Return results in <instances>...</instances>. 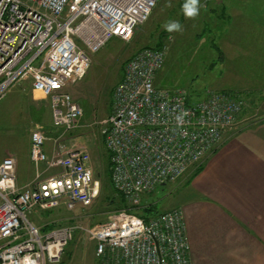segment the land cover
I'll use <instances>...</instances> for the list:
<instances>
[{
	"label": "built area",
	"instance_id": "obj_1",
	"mask_svg": "<svg viewBox=\"0 0 264 264\" xmlns=\"http://www.w3.org/2000/svg\"><path fill=\"white\" fill-rule=\"evenodd\" d=\"M159 1L0 0V100L30 81L32 91L50 101L53 127L62 136L70 133L84 115L70 85L85 77L92 56L110 41L129 40ZM167 56L164 45L130 58L105 121L111 182L132 208L197 168L234 130L247 106L231 92L208 90L191 101L185 90L157 87ZM46 143L44 131L32 133L30 160L58 168V175L20 187L16 158L0 163V264L57 263L78 230L94 242L98 264H191L181 209L148 220L121 210L86 228L36 226L29 219L35 209L88 208L101 187L86 150L68 151L58 139L49 155Z\"/></svg>",
	"mask_w": 264,
	"mask_h": 264
},
{
	"label": "rangeland",
	"instance_id": "obj_2",
	"mask_svg": "<svg viewBox=\"0 0 264 264\" xmlns=\"http://www.w3.org/2000/svg\"><path fill=\"white\" fill-rule=\"evenodd\" d=\"M262 2L264 0H261L260 5ZM184 3L185 0H160L150 19L138 26L129 40L113 39L92 56V63L85 77L69 87L70 93L84 111L78 128L70 133L62 136V131L52 126L50 101L41 94L34 93L30 81L13 87L0 100V162L8 156L15 157L19 173L22 160L21 168L30 173V180L25 185L60 173L58 168H49L47 164L33 165L32 170L29 167L26 157L32 133L36 130L46 133L47 144L53 148L59 139L68 151L86 150L91 156L95 178L100 181V194L91 207L77 206L72 211L64 205L51 211L35 209L30 213L29 219L36 226L53 224L86 228L105 222L109 214L115 212V206L107 198L113 188L103 130L106 128L105 121L113 110L114 89L124 77L127 62L139 50L159 45L168 47L166 63L156 78L157 87L185 90L193 98H201L208 90L222 91L225 90L224 85L232 82L228 74L229 65L220 63V53L213 47L214 42L219 41L218 30L221 27L214 9L218 8L220 11L222 6L227 9L237 8L241 1L199 0V14L195 18L185 17L182 10ZM171 22H179L182 30L168 32L165 25ZM229 88L226 90H230ZM259 107L247 102L241 122H238L230 134L263 118L264 109ZM204 161L175 183L160 186L152 194L145 196L142 204H153L162 213L178 206L186 196L187 185L197 175ZM19 176L18 174V178ZM54 264H98L94 242L78 230L60 261Z\"/></svg>",
	"mask_w": 264,
	"mask_h": 264
},
{
	"label": "crops",
	"instance_id": "obj_3",
	"mask_svg": "<svg viewBox=\"0 0 264 264\" xmlns=\"http://www.w3.org/2000/svg\"><path fill=\"white\" fill-rule=\"evenodd\" d=\"M240 1L237 8L214 9L221 26L215 47L233 82L222 91L264 109V3ZM227 136L175 207L184 214L191 264H264V117ZM45 150L54 154L47 143ZM26 159L32 170L30 148ZM21 163L18 184L24 187L30 173Z\"/></svg>",
	"mask_w": 264,
	"mask_h": 264
},
{
	"label": "trees",
	"instance_id": "obj_4",
	"mask_svg": "<svg viewBox=\"0 0 264 264\" xmlns=\"http://www.w3.org/2000/svg\"><path fill=\"white\" fill-rule=\"evenodd\" d=\"M219 31V30H218ZM216 41L214 42V48H215V51H217L218 53H221L220 49L218 47H215ZM159 47H163V45H159L158 47H154V48H159ZM202 98V97H201ZM189 99L192 101L194 99H199V97L197 98H193L192 96L189 95ZM108 161H109V168H110V180H111V162H110V154L108 153ZM202 170V167L199 168V170L197 171L196 174L199 173V171ZM111 185H112V182H111ZM112 188H113V191L110 195H107V198L110 199V203L112 205L115 206V212L117 211H121V210H129L135 214H137L138 216L144 218L145 220H148L149 218L151 217H156L158 216L159 214H161L162 212H159L155 206H153V204H142L137 207V208H132L130 207L125 198L123 197V195H121L120 193H118L113 185H112ZM144 201V200H143ZM140 211V212H139ZM48 228H45V230H48V229H51L53 227H55L54 225H49L47 226Z\"/></svg>",
	"mask_w": 264,
	"mask_h": 264
},
{
	"label": "clouds",
	"instance_id": "obj_5",
	"mask_svg": "<svg viewBox=\"0 0 264 264\" xmlns=\"http://www.w3.org/2000/svg\"><path fill=\"white\" fill-rule=\"evenodd\" d=\"M182 10L187 18H195L199 14V0H185ZM168 32L181 31L182 27L179 22H171L165 25Z\"/></svg>",
	"mask_w": 264,
	"mask_h": 264
}]
</instances>
